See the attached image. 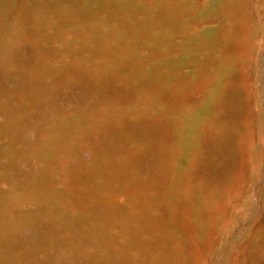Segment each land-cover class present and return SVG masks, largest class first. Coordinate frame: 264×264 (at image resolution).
I'll list each match as a JSON object with an SVG mask.
<instances>
[{"label":"rangeland","instance_id":"374dc122","mask_svg":"<svg viewBox=\"0 0 264 264\" xmlns=\"http://www.w3.org/2000/svg\"><path fill=\"white\" fill-rule=\"evenodd\" d=\"M0 264H264V0H0Z\"/></svg>","mask_w":264,"mask_h":264}]
</instances>
